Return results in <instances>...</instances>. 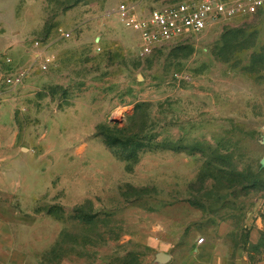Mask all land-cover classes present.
I'll return each instance as SVG.
<instances>
[{
	"label": "rangeland",
	"instance_id": "374dc122",
	"mask_svg": "<svg viewBox=\"0 0 264 264\" xmlns=\"http://www.w3.org/2000/svg\"><path fill=\"white\" fill-rule=\"evenodd\" d=\"M121 1L0 0V213L40 264H264V9L142 54Z\"/></svg>",
	"mask_w": 264,
	"mask_h": 264
},
{
	"label": "built area",
	"instance_id": "2783aa9c",
	"mask_svg": "<svg viewBox=\"0 0 264 264\" xmlns=\"http://www.w3.org/2000/svg\"><path fill=\"white\" fill-rule=\"evenodd\" d=\"M263 9L264 0H181L139 11L130 0H122L116 13L124 26L139 33L141 53L150 54L180 37L202 32L236 17L256 14ZM50 61L45 56L40 67L46 70ZM29 73L30 69L22 70L16 82L20 83Z\"/></svg>",
	"mask_w": 264,
	"mask_h": 264
},
{
	"label": "crops",
	"instance_id": "0c3cea01",
	"mask_svg": "<svg viewBox=\"0 0 264 264\" xmlns=\"http://www.w3.org/2000/svg\"><path fill=\"white\" fill-rule=\"evenodd\" d=\"M34 227L21 223L15 215L9 218L6 213H0V264H40L39 256L45 247L39 241V230ZM194 243L181 258V264H218L222 243L213 244L204 239Z\"/></svg>",
	"mask_w": 264,
	"mask_h": 264
},
{
	"label": "water",
	"instance_id": "95a60500",
	"mask_svg": "<svg viewBox=\"0 0 264 264\" xmlns=\"http://www.w3.org/2000/svg\"><path fill=\"white\" fill-rule=\"evenodd\" d=\"M171 255L169 253H166V252H159L156 254V261L159 263V264H164V263H167L168 261L171 260Z\"/></svg>",
	"mask_w": 264,
	"mask_h": 264
}]
</instances>
